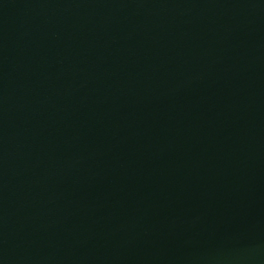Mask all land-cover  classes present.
I'll return each mask as SVG.
<instances>
[{
  "label": "water",
  "instance_id": "obj_1",
  "mask_svg": "<svg viewBox=\"0 0 264 264\" xmlns=\"http://www.w3.org/2000/svg\"><path fill=\"white\" fill-rule=\"evenodd\" d=\"M0 264H264V0H0Z\"/></svg>",
  "mask_w": 264,
  "mask_h": 264
}]
</instances>
